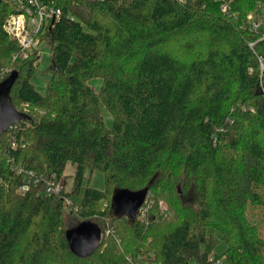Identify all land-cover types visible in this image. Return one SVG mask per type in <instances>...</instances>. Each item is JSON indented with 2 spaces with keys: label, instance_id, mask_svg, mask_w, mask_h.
I'll use <instances>...</instances> for the list:
<instances>
[{
  "label": "trees",
  "instance_id": "16d2710c",
  "mask_svg": "<svg viewBox=\"0 0 264 264\" xmlns=\"http://www.w3.org/2000/svg\"><path fill=\"white\" fill-rule=\"evenodd\" d=\"M21 1L0 0V82L18 71L10 95L27 114L0 135V264H264L248 213L264 203V0H38L60 13L15 59L4 24ZM146 188L135 218L115 207L118 190ZM82 221L103 235L85 257L67 239Z\"/></svg>",
  "mask_w": 264,
  "mask_h": 264
},
{
  "label": "water",
  "instance_id": "95a60500",
  "mask_svg": "<svg viewBox=\"0 0 264 264\" xmlns=\"http://www.w3.org/2000/svg\"><path fill=\"white\" fill-rule=\"evenodd\" d=\"M18 71L13 70L8 77L0 82V135L2 136L15 122L27 117L14 107L11 90L18 77ZM148 189L118 190L113 196L115 207L131 219L137 216L140 207L145 202ZM102 231L91 221H82L67 231V239L71 250L80 256H88L96 250L102 240Z\"/></svg>",
  "mask_w": 264,
  "mask_h": 264
},
{
  "label": "built area",
  "instance_id": "2783aa9c",
  "mask_svg": "<svg viewBox=\"0 0 264 264\" xmlns=\"http://www.w3.org/2000/svg\"><path fill=\"white\" fill-rule=\"evenodd\" d=\"M230 2L231 0H224L221 8H223V10L229 9L228 5ZM20 7L23 8V11L11 14L4 24V29L8 35L17 40L22 48L20 53L13 55L15 59L19 57H27V50L33 49L40 44L39 33L45 32L47 28L46 26L49 25L51 19L54 20V17L60 13L59 9L48 7V5L41 4L38 0H28L27 5L21 1ZM248 19H250V17ZM251 27L253 29L261 28L260 22L258 20L253 21ZM261 70L264 71L263 61L261 62ZM162 205L165 204L162 203ZM166 210V206L165 208H161V213L165 214ZM209 261L212 264H224L223 258L217 259L214 255H210Z\"/></svg>",
  "mask_w": 264,
  "mask_h": 264
},
{
  "label": "rangeland",
  "instance_id": "374dc122",
  "mask_svg": "<svg viewBox=\"0 0 264 264\" xmlns=\"http://www.w3.org/2000/svg\"><path fill=\"white\" fill-rule=\"evenodd\" d=\"M227 5V4H226ZM248 21L252 24L253 21L258 20L260 22V27L262 25V19H263V10L262 7H259L255 12H251V14L249 16H247V18H249ZM257 18V19H255ZM42 43V42H41ZM40 60H39V64L37 66V70L33 76V84H35V86L37 87V89L44 93L46 91V85H47V81L49 76L47 74H45L43 72V68H45L49 62H50V48L49 45L44 42L42 43L40 46ZM102 78L97 77V78H93L91 79L89 82L91 85H93L97 90L100 88L101 86V81ZM25 109V108H24ZM74 173V167L73 165H68L66 168V174L67 176V186L68 188L71 187L72 184V180H73V175ZM88 174H90V172L88 171ZM104 174L101 171H94L91 174V185L97 188H104L105 186V180H104ZM65 181V179H64ZM64 181L60 182L59 185L56 187V189H61L63 187ZM228 187L230 189L231 194L233 195L234 198V203H237L238 205H241V203H243V186L239 183H234L232 181H227ZM149 196V194L147 195V197ZM147 199V198H146ZM264 200V199H263ZM262 200H259L258 202H256L255 204L250 203L249 208H248V213L249 211H251L253 217L258 219V222L260 223L259 225H257L258 229L260 231H262V235H264V203L261 202ZM162 203H164L165 205H162ZM159 206H160V212H161V208H167L166 213L163 214V216H169L170 215V209H169V204L168 202L162 198L159 201ZM142 207V206H141ZM140 207V208H141ZM211 231V230H210ZM226 243L225 241H223L220 245L217 246L216 250L217 253L223 251L224 249H226Z\"/></svg>",
  "mask_w": 264,
  "mask_h": 264
}]
</instances>
